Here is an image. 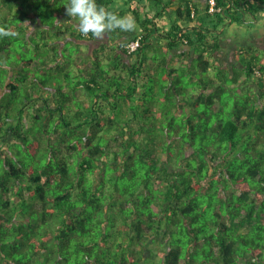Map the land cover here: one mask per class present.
<instances>
[{"label":"trees","instance_id":"1","mask_svg":"<svg viewBox=\"0 0 264 264\" xmlns=\"http://www.w3.org/2000/svg\"><path fill=\"white\" fill-rule=\"evenodd\" d=\"M68 2L0 0V264H263L264 45L215 54L264 0L163 34L132 4L134 54H88Z\"/></svg>","mask_w":264,"mask_h":264},{"label":"crops","instance_id":"2","mask_svg":"<svg viewBox=\"0 0 264 264\" xmlns=\"http://www.w3.org/2000/svg\"><path fill=\"white\" fill-rule=\"evenodd\" d=\"M187 0H132V2L129 4L126 0H114L111 3L110 11L116 13L119 16H126L130 20L133 21V27L129 30H120V29H114V31H109L100 38L95 37V41H99V44H104L106 46L110 45H117V44H124L125 42H128L132 40L136 34L139 31V24L137 21L133 20L132 13L130 12L131 5H144V13L142 12L139 16L140 19H144L145 13H147L146 18L149 19L152 14H156V21H157V30L159 33L163 34L166 31H169L171 26H181V27H192L194 24H203V27L205 26V20H206V0H189L191 5L194 9V17L192 18L193 21H190L185 18L183 12H182V6L184 5V2ZM263 13V12H262ZM66 14V12L64 13ZM62 16V15H61ZM262 17V16H261ZM59 19L60 15L58 16ZM152 18V17H151ZM203 19V21L199 19ZM243 23L240 25L231 24L230 20H224L219 26H217L218 31H222V35L219 36V43L220 47L221 45V39L224 36L230 35V36H240L238 37L241 39V41L237 42L235 44L236 48L234 51V58L237 59V56L235 52L239 49H244L246 47H255L257 49H261L264 43H261V46H258L254 42H257L261 34H264V23L262 24V21H264V18L260 19V22L257 20L252 19V17L245 13L242 17ZM67 22L68 24L72 25L76 28L75 22L72 21V18H63L62 21ZM153 21V18H152ZM159 26V27H158ZM209 28H212V25H209ZM77 29V28H76ZM259 31L260 33L256 32ZM255 34V35H253ZM247 36L249 39H253V43H243V38ZM264 36V35H262ZM264 38V37H262ZM152 41L157 42V44L165 45L166 42L161 41L164 39H161L158 34L156 37V33L153 34ZM102 40V41H101ZM188 47L180 45L178 49L174 50V53L171 55H178L179 53H184L188 51ZM222 47L218 52H220ZM216 52V53H218ZM216 58V56H215ZM176 61H185V57L175 58ZM187 59V58H186ZM217 59V58H216ZM129 60V58H128Z\"/></svg>","mask_w":264,"mask_h":264},{"label":"clouds","instance_id":"3","mask_svg":"<svg viewBox=\"0 0 264 264\" xmlns=\"http://www.w3.org/2000/svg\"><path fill=\"white\" fill-rule=\"evenodd\" d=\"M65 10L83 35L91 33L100 38L114 29L124 31L133 27V21L128 17L119 16L106 10L103 6L98 5L96 0H69L65 5Z\"/></svg>","mask_w":264,"mask_h":264},{"label":"rangeland","instance_id":"4","mask_svg":"<svg viewBox=\"0 0 264 264\" xmlns=\"http://www.w3.org/2000/svg\"><path fill=\"white\" fill-rule=\"evenodd\" d=\"M256 16H257L256 17L257 21L260 22V19L264 18V11H263V13L259 12ZM67 17L70 18L67 14H63L62 16H60V18H61L60 20L62 21L63 18L65 19ZM63 22L65 23L64 20H63ZM263 23H264V21H262V24ZM256 32L260 33L259 31H256ZM253 35H255V34H253ZM262 35H264V34H261L260 36H258L259 39H258L257 42H254L253 39H249L247 36H245L243 38V42L241 44L246 43V42H249V43H253L254 42L258 46H261V43H264V38H262L264 36H262ZM238 37H240V36L227 35V36L222 37V39H221V45H222L221 47H222V49H221L220 52L215 54V56L217 58L216 61L218 63L223 64V65H231V64L239 65L237 60L234 58V51H235V48H236L235 44L237 42L241 41V39H239ZM80 43H82V42H80ZM84 44L86 45L85 47L87 48L88 54H90L92 49L98 47L99 41L98 40L97 41L93 40V41L85 42ZM82 47L84 48V45L81 46V48ZM248 50H249V48H248ZM252 50H255V53H254L255 55L257 54L258 57L262 58V56H263L262 49H257L255 47H252V49H250V51H252ZM240 231H245V229L242 228ZM255 235H257V237L256 238L254 237V238L256 240H260L261 241V239H259L260 238V234L258 232H256ZM257 242H259V241H257ZM261 255L262 256L260 257V262L264 264V251L262 252Z\"/></svg>","mask_w":264,"mask_h":264},{"label":"built area","instance_id":"5","mask_svg":"<svg viewBox=\"0 0 264 264\" xmlns=\"http://www.w3.org/2000/svg\"><path fill=\"white\" fill-rule=\"evenodd\" d=\"M206 9L208 14L214 15L220 11V8L217 7L216 0H206ZM194 10H191L190 17H193ZM139 48V37H136L135 39L128 41L123 45V49L125 50L126 54H133L136 52V50Z\"/></svg>","mask_w":264,"mask_h":264}]
</instances>
